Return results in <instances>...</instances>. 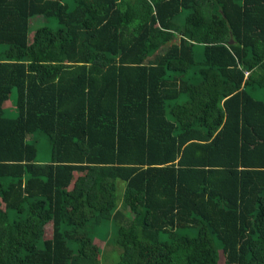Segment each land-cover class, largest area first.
Listing matches in <instances>:
<instances>
[{"label": "trees", "instance_id": "trees-1", "mask_svg": "<svg viewBox=\"0 0 264 264\" xmlns=\"http://www.w3.org/2000/svg\"><path fill=\"white\" fill-rule=\"evenodd\" d=\"M221 256L264 264V0H0V264Z\"/></svg>", "mask_w": 264, "mask_h": 264}, {"label": "rangeland", "instance_id": "rangeland-1", "mask_svg": "<svg viewBox=\"0 0 264 264\" xmlns=\"http://www.w3.org/2000/svg\"><path fill=\"white\" fill-rule=\"evenodd\" d=\"M33 20L35 21V19H33ZM31 33H33V31ZM14 95H15V92H13V96H11L10 99L7 100L4 104V108L6 110V113L12 117L17 115L16 109L14 106V100H15ZM36 138H37L36 140H38L40 142L39 154H38L39 160L40 161L48 160L49 155H48V151L46 150V148L49 147V145H48L49 143H48L47 137L39 134L38 137H36ZM30 140L32 142L35 141L34 139H30ZM79 174H80V172H74V178H76ZM71 186H72V184L69 186V188H71ZM50 228H51V225L47 226L48 235L51 234ZM93 243L95 245L99 246L101 249H103V251H105V250L109 251V249L112 247L111 244L105 243V241L101 240L99 237H95L93 239ZM223 261H224V258L221 256L219 264H223Z\"/></svg>", "mask_w": 264, "mask_h": 264}]
</instances>
